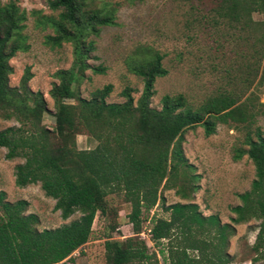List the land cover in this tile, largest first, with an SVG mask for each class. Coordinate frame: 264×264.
Listing matches in <instances>:
<instances>
[{
    "label": "trees",
    "instance_id": "trees-1",
    "mask_svg": "<svg viewBox=\"0 0 264 264\" xmlns=\"http://www.w3.org/2000/svg\"><path fill=\"white\" fill-rule=\"evenodd\" d=\"M94 1L48 0L52 10H59L58 16L37 15V24L53 31L44 36L47 45L59 47L70 42L73 46L72 65L57 70L58 82L49 92L54 102V127L50 129L43 123L47 111L44 95L28 85L29 67H25L17 86L9 83L10 58L29 47L23 33L27 16L14 0H0V116L15 121L0 130V147L5 148L6 159H23L14 166L16 186L39 183L44 194L55 200L54 208L62 219L79 213L68 223L39 230L38 216L26 212L28 201L6 200L5 192L0 190V264H75L72 253L89 240L95 217L108 214L106 197L119 191L128 197L127 217L134 235L123 239L105 237L106 264H158L157 254L149 251L138 234L143 211L159 201L162 189L175 188L181 198L190 200L197 188V175L191 173L192 165L182 149L184 130L200 124L205 135H210L219 122H250L254 115L245 114L242 102L226 94L196 108L182 93L165 94L159 109L151 107L154 82L166 75L167 69L162 65L163 54L150 48L143 49L131 67L143 81L136 100L126 87L121 92L123 102H107L111 83L94 89L89 98L76 96L72 85L81 80L86 69L104 71V67L87 62L95 47L89 36L98 35L103 25L114 24L115 6L109 0L91 6ZM211 3L208 11L215 23L222 18L223 24L241 25L239 29L251 33L255 25H264L263 20L252 18L254 12H264V0ZM69 98H75V102H67ZM77 127L96 141L93 148H77ZM254 133L255 139L246 134L247 149H236L234 157L246 154L254 165L255 178L248 190L237 194L241 203L231 207L235 215L230 217L233 224L259 220L251 247L255 254L252 261L264 259V137L258 128ZM161 200L164 202L163 197ZM163 209L168 217L153 218L148 233L155 244L165 241L158 252L168 264L232 261L227 246L234 225L222 223L217 214L204 215L193 202H175ZM117 227L110 224L109 230L113 232Z\"/></svg>",
    "mask_w": 264,
    "mask_h": 264
},
{
    "label": "rangeland",
    "instance_id": "rangeland-1",
    "mask_svg": "<svg viewBox=\"0 0 264 264\" xmlns=\"http://www.w3.org/2000/svg\"><path fill=\"white\" fill-rule=\"evenodd\" d=\"M7 1L1 0L3 3ZM14 1L26 12L23 33L29 47L10 58L9 83L17 86L25 67H29L31 78L28 85L33 91L43 93L47 107L43 123L53 129L54 102L49 92L53 83L58 82L57 70L72 65L73 46L70 42H63L59 47H50L44 42V36L53 31L38 25L37 15L57 17L59 12L48 6V0ZM109 1L115 6L114 24L101 26L98 35L88 38L94 39L95 47L87 62L104 67V71L95 73L86 69L81 80L72 85L76 96L89 98L94 89L111 83L112 91L106 97L107 102H123L125 98L121 92L126 87L131 89L136 100L143 81L131 67L141 51L150 48L163 54L162 65L167 69V74L157 77L154 82L151 107L159 109L165 94L182 93L195 108L226 94L237 98V103L242 102L241 109L245 114L254 113L250 122H219L210 135H205L200 124L184 130L182 149L187 162L192 165L191 173L197 175L194 182L197 188L191 193L190 200L181 198L175 188L162 189L159 201L150 210L143 211L139 237L145 240L149 251H155L158 264H168L158 252L165 241L153 243L147 230L153 218L168 217L164 206L193 202L204 215L217 214L222 223L234 225L235 232L228 238L227 252L232 257L228 264H263L264 259L251 260L255 255L251 247L259 220L251 218L233 224L230 217L235 215L231 207L241 203L237 194L248 190L255 178L252 161L246 154L235 158L236 149H247L246 134L255 139L256 128L264 137V25H255L256 29L251 33L239 29L241 25L229 27L223 24L222 18L215 23L211 19L212 12L208 11L213 6L211 0ZM100 3L101 0H95L91 6ZM33 11L37 13L33 14ZM254 18L256 22L264 21V12L255 13ZM66 101L74 103L75 98ZM13 124V119L0 116V130ZM75 142L79 149L96 145L88 132L78 127ZM4 153L5 148L0 147V190L5 192L6 200L28 201L26 212L38 216L36 227L39 230L58 227L79 216L76 212L62 219L54 208L55 200L44 194L39 183L16 186L14 166L23 159H6ZM106 199L109 212L106 216L95 217L89 240L71 255L75 264H106L105 237L123 239L134 235L127 217L130 206L126 193L119 191ZM114 212L117 215L114 216ZM110 224L118 225L115 231L109 230Z\"/></svg>",
    "mask_w": 264,
    "mask_h": 264
},
{
    "label": "crops",
    "instance_id": "crops-1",
    "mask_svg": "<svg viewBox=\"0 0 264 264\" xmlns=\"http://www.w3.org/2000/svg\"><path fill=\"white\" fill-rule=\"evenodd\" d=\"M255 13H258V12H254V13L252 14V18H253V20H256V19L254 18V14H255Z\"/></svg>",
    "mask_w": 264,
    "mask_h": 264
},
{
    "label": "built area",
    "instance_id": "built-area-1",
    "mask_svg": "<svg viewBox=\"0 0 264 264\" xmlns=\"http://www.w3.org/2000/svg\"><path fill=\"white\" fill-rule=\"evenodd\" d=\"M149 232V229L147 230V233ZM149 234V233H148Z\"/></svg>",
    "mask_w": 264,
    "mask_h": 264
}]
</instances>
